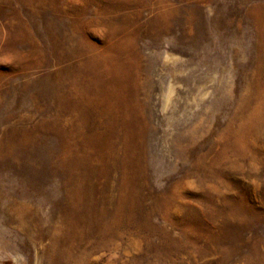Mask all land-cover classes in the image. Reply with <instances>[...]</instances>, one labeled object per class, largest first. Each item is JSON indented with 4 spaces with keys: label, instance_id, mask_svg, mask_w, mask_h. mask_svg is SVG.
Instances as JSON below:
<instances>
[{
    "label": "rangeland",
    "instance_id": "374dc122",
    "mask_svg": "<svg viewBox=\"0 0 264 264\" xmlns=\"http://www.w3.org/2000/svg\"><path fill=\"white\" fill-rule=\"evenodd\" d=\"M114 27L134 35L145 74L153 66V50L200 62L218 49L231 74L217 86L216 77L208 88L213 95L205 101L206 116L219 131H264L258 125L249 128L257 102L251 86L264 69V0H0V242L13 252L0 263L19 264L22 258L25 264H210L227 254L225 264H264V163H222L223 183L216 189L202 187L195 177L174 187L181 175L169 174L176 156L166 157L164 164L150 160L148 131H161L151 112L142 148L152 191L172 194L171 212L200 217L207 230L197 232L221 239V247H210L197 233L191 234L196 243L176 233L183 243L158 260L159 250L145 244L95 249L66 234L53 243L61 197L52 176L54 139L48 131H54L55 113L48 87L58 68L84 57L58 61L56 40L64 49L92 44L98 51L111 44ZM145 94L146 87L141 97ZM194 119L184 131H206L207 120L195 126ZM192 136H184L186 145ZM211 213L216 220L202 221L201 215Z\"/></svg>",
    "mask_w": 264,
    "mask_h": 264
},
{
    "label": "bare ground",
    "instance_id": "6f19581e",
    "mask_svg": "<svg viewBox=\"0 0 264 264\" xmlns=\"http://www.w3.org/2000/svg\"><path fill=\"white\" fill-rule=\"evenodd\" d=\"M122 31V27H114L109 34L111 44L98 51L92 44L64 49L56 40L58 61L84 57L58 68L52 87H48L53 92L55 113L54 131H48L54 139L52 176L61 197V221L53 243L66 234L70 240L89 243L95 249L127 243L139 249L145 244L159 250L158 260L170 256L183 238L190 236L196 243L194 233L210 247H221V239L197 232L207 230L200 217L171 212L175 203L172 194L152 191L148 158L142 148L147 116L155 113L161 130L148 131L150 160L164 164L166 157L172 161L176 156L169 174H181L172 182L177 188L185 178L195 177L202 187L216 189L223 183L220 165L224 162L264 163V131H219L214 119L206 116L204 104L213 95L208 88L216 77L217 86L223 75L231 74L218 49L200 62H187L166 49L153 50V66L145 74L134 35ZM262 73L251 86L257 102L249 116V128L264 127V69ZM144 87L146 94L141 97ZM192 117L195 126L207 120L206 131H184ZM188 133L193 139L186 145L183 138ZM149 199L152 202L146 204ZM154 216L168 225L155 222ZM201 217L210 223L217 218L212 213ZM211 230L220 232L217 226ZM176 233L183 238H176ZM10 252L7 243L0 242V257ZM67 253L71 260L74 255ZM227 257L221 255L210 264H225ZM19 264H25L22 258Z\"/></svg>",
    "mask_w": 264,
    "mask_h": 264
}]
</instances>
